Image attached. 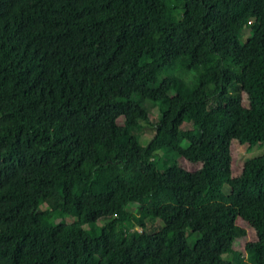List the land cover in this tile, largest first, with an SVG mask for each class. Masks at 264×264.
Wrapping results in <instances>:
<instances>
[{
	"label": "trees",
	"instance_id": "16d2710c",
	"mask_svg": "<svg viewBox=\"0 0 264 264\" xmlns=\"http://www.w3.org/2000/svg\"><path fill=\"white\" fill-rule=\"evenodd\" d=\"M231 139L264 141V0H0V264H264Z\"/></svg>",
	"mask_w": 264,
	"mask_h": 264
},
{
	"label": "rangeland",
	"instance_id": "374dc122",
	"mask_svg": "<svg viewBox=\"0 0 264 264\" xmlns=\"http://www.w3.org/2000/svg\"><path fill=\"white\" fill-rule=\"evenodd\" d=\"M247 30V27L245 28V32ZM183 78L186 84L189 86L195 85V80L192 77V74L190 72H185L183 74ZM143 107L147 110L149 118L150 119H156L159 115V107L156 103L150 101V100H144L142 102ZM203 109V106L199 105L197 107H192L190 109L191 112V118L193 122L197 123V125L200 128L204 127V123L200 121V113ZM226 109L230 111L231 113H236L239 109V103L235 101H230L226 104ZM234 116H220V123L224 126H229L233 122ZM117 122H121V118H117ZM192 131V127L190 123L183 122L181 124V133L183 134V137L181 138V141L183 144L187 143L189 137L187 136L188 132ZM134 133H137L139 137V142L141 144H145V142L148 140L150 136V126L149 124L142 125L141 128H135L133 130ZM230 149L232 152V160H231V170L236 171L238 170L240 164L243 162L244 159L253 157L259 154H262L264 152V141L261 142L257 147H252V149L247 150L243 144H239L236 140L231 139L230 142ZM185 166L188 169H194L196 167L195 163H189L187 160H184ZM225 192H228V187H223ZM104 212H99V215H104ZM67 220V218H66ZM101 222V220H98ZM236 223L243 228H245L246 231V238L245 239H239L236 240L231 248V254L232 256H236L237 254L245 256L244 252V243L246 240H252L255 238V233L253 228L248 225V223L240 218L236 219Z\"/></svg>",
	"mask_w": 264,
	"mask_h": 264
}]
</instances>
